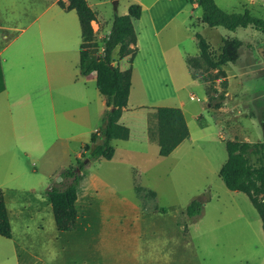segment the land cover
<instances>
[{
    "label": "rangeland",
    "instance_id": "rangeland-1",
    "mask_svg": "<svg viewBox=\"0 0 264 264\" xmlns=\"http://www.w3.org/2000/svg\"><path fill=\"white\" fill-rule=\"evenodd\" d=\"M56 1L0 0V50L18 38L2 53V59L19 53L17 66L4 64L8 81H17L21 89L28 81H36V71L24 72V44L32 34L42 29L50 34L65 33L64 40L51 36V45L64 42L69 58L80 50L77 13L62 10ZM87 2L97 15V42L92 50L101 56L114 16L127 14L132 4L143 7L142 20L134 22L142 48L132 64L130 110L123 120L131 137L114 142L113 159L92 160L82 171L87 173L85 191L91 178L100 180L101 200L95 199L99 206L94 202L88 208L85 191L81 192L77 204L80 220L71 231L58 230L51 206L38 196H46L48 188L63 180V169L77 164L76 154L82 151L79 141L72 142L69 151L52 147L44 154L35 152L31 166L27 162L21 168L19 161L0 169V189H9V206L21 211L19 219L11 223L13 238L0 236V264H264V231L258 211L245 193L229 190L219 176L228 158V141H264V33L252 27L235 31L209 27L202 21L201 7L189 0ZM216 2L228 13L249 9L264 19V0H255L253 5L250 0ZM48 6L50 10L43 14ZM156 30L164 45L169 36L172 39L171 50H166L168 69L158 52L145 45V35ZM197 34L210 45L212 60L220 54L224 38L242 41L238 61L223 66L226 79L200 58L199 67L189 68L180 53L200 56ZM176 43H181L179 54ZM118 51L113 53L114 66L120 60ZM89 87L101 97L93 82ZM220 95L225 98L221 100ZM138 104L145 107L137 108ZM158 106L183 108L190 131L188 140L166 158L159 155L158 144L149 140L153 107ZM90 108L99 111V100ZM101 126L99 122L97 128ZM86 140L90 142V137ZM251 161L258 163V156L252 155ZM152 191L158 193L157 198ZM194 200L202 203V213L189 216L186 210ZM107 201L110 213L104 209ZM124 201L140 209L129 207L123 217L128 231L122 232L113 228L112 221L119 220ZM25 204L39 209L23 212L19 207ZM27 221L28 229L22 224Z\"/></svg>",
    "mask_w": 264,
    "mask_h": 264
},
{
    "label": "trees",
    "instance_id": "trees-1",
    "mask_svg": "<svg viewBox=\"0 0 264 264\" xmlns=\"http://www.w3.org/2000/svg\"><path fill=\"white\" fill-rule=\"evenodd\" d=\"M197 4L203 11L202 21L209 27L224 28L235 31L239 28L252 27L264 33V19L254 16L249 10L243 13H228L221 9L215 0H189ZM58 5L66 10H75L81 24L83 43L80 53V75L97 74V87L101 94L112 98L106 113V125L91 136L90 144L85 145L84 153L77 160L75 167L65 169L61 173L63 179L58 186L47 189L55 222L59 231H71L77 225L78 188L82 180V171L92 160H111L115 155L114 140H128L130 129L119 123L125 108H127L132 86L133 60L138 52L137 33L134 20L142 16V6L132 4L125 15L116 14L110 32L104 39L103 55L93 52L95 33L92 23L97 15L89 6L87 0H59ZM200 56L208 67L217 70L224 79L227 74L223 66L235 64L239 59V49L242 41L237 38H224L221 52L216 60L210 56V45L197 34ZM118 48L119 59L129 57V68L122 71L114 66L113 53ZM190 58L192 68L199 67L200 60ZM225 95H220L223 100ZM159 127V155L168 157L190 136V131L183 111L177 107H156ZM228 159L219 171V176L231 191L245 193L259 213L264 231V141H228L226 143ZM258 156V163L251 161V156ZM88 157V161L84 160ZM202 203L194 200L187 207L189 216L202 213ZM0 236L13 238L12 227L5 203L4 191L0 189Z\"/></svg>",
    "mask_w": 264,
    "mask_h": 264
},
{
    "label": "crops",
    "instance_id": "crops-1",
    "mask_svg": "<svg viewBox=\"0 0 264 264\" xmlns=\"http://www.w3.org/2000/svg\"><path fill=\"white\" fill-rule=\"evenodd\" d=\"M58 1L59 0L56 1L57 4ZM64 1L67 3V0ZM250 3V5H253L255 3V0H250ZM193 6L197 7L198 5L193 4ZM49 10L50 6H48L43 11V14L48 12ZM37 19L38 18H36L34 21H36ZM141 20L142 16L139 20H134V22H140ZM95 23L96 21H94L92 24L93 29ZM94 33L95 43L97 42V33L95 30ZM136 33L138 48V52L136 54L137 57L140 54L142 47L141 36L137 31ZM160 34V31L157 30L146 34L144 38L147 40V43L145 41V45L146 47L153 48L154 51L158 52L161 64H163L168 69L169 62L166 59V50H171L172 46L169 43H172V39L171 36H169L167 38L168 44L166 43L164 45L162 42L164 38L162 39ZM51 36L62 38L61 40H64L63 37L66 36V34H50L44 32L42 29L39 33L32 34L24 44L25 56L27 61L26 71L24 72H32L33 74L34 71H36L37 73L36 81H34L33 79L31 81H28L25 89L19 88V83L17 81H8L7 70L4 64L5 62H10L9 65L17 66L16 61L19 57V53L13 54V57L9 60H6L5 58L2 59V53L5 52L10 46H12L18 40V38L11 40L0 50V169H6L9 164L19 161H21V168L24 165H27V162L28 165L31 166L35 152L43 151L44 154L50 151L52 147H56L57 150L60 149L62 151H69L70 144L74 141H79L80 147L82 149V151L80 150V152H77L76 154L77 158L79 159L84 153L85 145L90 144L92 134L99 129L104 128L106 125V113L110 109L109 105H111L112 103V98L101 94L98 90L96 73H92L91 75L86 77L79 74L77 75V68H79L80 70V53L81 45L83 43L82 28V42L80 44V50L77 51L79 59H77L78 55L76 54V52L73 53V57L69 58L67 54L68 49L66 47V44L64 45V42L59 45H51ZM178 47H181V43H176L174 45V49L177 50L179 54ZM180 54H182L184 60L187 62L190 58L199 57H190L188 56L189 54L187 52ZM136 57L133 60V64ZM123 60H126L128 62L129 57L120 59L118 61L119 63H116V66H119L122 71L129 68V62L127 66L122 65ZM189 68L193 69L191 68V66H189ZM21 72L24 73L23 71ZM31 78H33V75H31ZM91 82L94 83V86L96 88L95 90L99 92L101 97H96L95 91L89 87V84ZM133 85L134 72L132 74L131 91ZM131 95L132 92H130L127 108H125L119 120L120 124L128 128L129 126L125 125L123 120L125 118L126 112L130 110L129 104L131 102ZM98 100L101 104V108H98L99 111H97L96 109H91L90 107L92 106L93 102L97 101L98 103ZM143 107L145 106L141 104H138L137 106V108ZM153 109L152 110L154 113H152L151 115V121L153 125L152 127H150L149 140L151 142L157 143L159 146L158 115L156 107H153ZM181 110L183 111V108ZM99 122L102 123V126L97 128ZM86 137H90V142L87 143ZM186 140H188V138ZM115 141L127 140H114L113 145ZM183 143H181L178 147H180ZM170 156L171 155H169L168 157ZM76 165L70 164L65 169L75 167ZM85 175H87V173L82 172V180L78 188V200L76 202V208L80 200L81 192L85 191L83 189L84 179L86 178ZM99 183H101L100 180L91 178L90 183L88 184V186H86L85 196L87 201L85 205L88 208H92L94 206L93 203L96 202L95 199H100L101 195L99 194V192L101 185ZM3 191L10 223H12L13 219H19L18 217L21 211H18V209H16V206L14 205L9 206V189H4ZM152 192L154 193L155 198H157L158 193L155 191ZM40 196H43L41 200H43L44 202L46 200L47 203L45 204L50 208L51 202L49 196L47 194L45 196L44 193L39 195L38 198ZM123 205L125 207L122 208L121 214H119V220L112 221V223L114 224L113 228L120 229L122 232L128 231V221H124L123 217L125 213L128 212L129 207H132L134 211L140 209L139 205L136 206L135 204H131L126 201H124ZM104 206V209H106L107 213H110L111 203H108L107 201V204L105 205L104 203ZM31 208L36 211L39 209L38 205L30 206L29 204H25V206H21V208L19 207V209H23V212H25L26 210L30 211ZM78 219L80 220L79 213ZM22 224L25 225V228L27 229L30 226V224L28 225V221L26 222V224Z\"/></svg>",
    "mask_w": 264,
    "mask_h": 264
},
{
    "label": "water",
    "instance_id": "water-1",
    "mask_svg": "<svg viewBox=\"0 0 264 264\" xmlns=\"http://www.w3.org/2000/svg\"><path fill=\"white\" fill-rule=\"evenodd\" d=\"M261 56L264 57V50H262ZM61 180V178L59 179V181Z\"/></svg>",
    "mask_w": 264,
    "mask_h": 264
},
{
    "label": "built area",
    "instance_id": "built-area-1",
    "mask_svg": "<svg viewBox=\"0 0 264 264\" xmlns=\"http://www.w3.org/2000/svg\"><path fill=\"white\" fill-rule=\"evenodd\" d=\"M193 98V97H192Z\"/></svg>",
    "mask_w": 264,
    "mask_h": 264
}]
</instances>
